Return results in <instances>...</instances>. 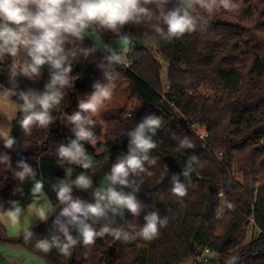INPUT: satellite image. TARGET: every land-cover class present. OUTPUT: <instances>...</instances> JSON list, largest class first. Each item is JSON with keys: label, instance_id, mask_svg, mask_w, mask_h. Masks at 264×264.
I'll return each mask as SVG.
<instances>
[{"label": "trees", "instance_id": "1", "mask_svg": "<svg viewBox=\"0 0 264 264\" xmlns=\"http://www.w3.org/2000/svg\"><path fill=\"white\" fill-rule=\"evenodd\" d=\"M229 3L231 7L225 9L216 0L211 11L194 5L195 30L179 38L165 40L150 24L129 23L119 34L84 29L83 40L68 45L76 54L66 65L69 83L61 89L62 99L50 109L51 122L46 127L33 124L26 131L19 123L24 114L18 111L10 126L15 143L7 148L4 141L0 142V150L9 156V171L18 173L17 163L23 159L35 170L36 180L42 182L37 188L30 178L16 182L7 176L0 188V213H8L11 201L24 209L41 195L48 197L54 211L17 239L0 242L16 245L46 264H183L189 260L204 264L199 256L205 249L217 256L218 264H264V0ZM179 6V0L163 5L165 11ZM150 7L155 10V5ZM89 33L111 51L94 44ZM118 39L128 41L126 51L115 46ZM0 55L4 59L0 61L2 97L22 103L16 96L18 91L44 90L50 79L47 65L39 76L29 79L19 75L22 67L15 61L17 56L3 50ZM109 56L111 66L105 59ZM161 60L168 65L164 82ZM108 74L110 82L127 83L129 99L140 107L131 126L124 120L125 109L117 110V115L107 121L102 140L101 123L90 118L94 137L81 142L92 157L91 167L85 170L59 157V146L76 139V134L62 133L60 124L69 110V99L94 92L97 82L109 81ZM149 116L162 118L153 136L156 147L149 151L144 171L129 177L135 181L133 187L123 189L135 196L140 206L138 215L126 208L109 209L94 227L99 232L107 224L133 237L147 224L146 217L156 214L160 220H167L158 235L151 240L141 237L144 246H137L135 238L125 240L105 233L85 245L72 229L77 243L66 253L56 247L48 252L37 248L40 239L50 240L54 235L63 239L55 221L66 222L60 216L66 205L57 199V181L66 178L74 182L85 173L92 186H73L72 196L94 204L95 188L105 181L117 158L129 153V133ZM176 183L184 185L185 196L174 194ZM250 233L252 238L246 242ZM113 244L133 250L127 254Z\"/></svg>", "mask_w": 264, "mask_h": 264}, {"label": "clouds", "instance_id": "2", "mask_svg": "<svg viewBox=\"0 0 264 264\" xmlns=\"http://www.w3.org/2000/svg\"><path fill=\"white\" fill-rule=\"evenodd\" d=\"M169 2L170 0H0V50L7 55L18 56L23 48L24 54L30 59L24 60L19 75L29 79L39 76L44 65L49 69L50 79L42 92L29 88L16 93L18 100L22 101L16 107L24 114L19 121L21 127L27 131L33 124L46 127L51 122L50 109L62 99L61 89L69 83L70 69L66 65L69 57L76 54L68 45L83 40L84 29H106L119 34L126 24L143 23L150 24L157 36L171 40L195 30L196 22L192 13L194 5L211 11L216 0H179V7L165 11L163 5ZM219 3L225 9L231 7L229 0H219ZM150 5H155V10ZM154 20L156 23H151ZM124 38L128 39L127 36ZM105 59L111 66L112 57ZM108 79L107 85L97 82L94 85L95 91L87 100L79 101V110L68 117L76 126V139L66 146L61 144L58 148L61 159L85 170L91 167L92 157L81 142L91 141L94 137L90 128L93 121L88 114L96 113L104 100L111 97V74H108ZM161 123V117L149 116L135 131L129 133V153L123 158L118 157L110 172L105 174L106 185L95 188L94 204H86L72 196L73 186L81 189L92 186L91 178L85 173L79 174L74 182H69L66 178L58 180L54 189L58 201L66 205L60 213V216L66 218V222L62 223L57 219L55 223L59 226L63 239L58 235L50 240L40 239L36 247L44 252L56 247L61 253H66L71 245L77 243L71 234L72 229H75L85 245L93 243L97 235L105 233L113 234L117 238L123 236L125 240L134 239L135 237H129L122 229H113L107 224L97 232L94 224L109 209L115 211L116 208H126L133 215H138L140 206L135 196L125 194L123 189L133 187L135 181L130 180V176L144 171L145 161H149L148 153L156 147L153 136ZM10 132V127H0V138L7 148L15 143ZM17 167L20 169L17 175L21 180L30 178L35 187H42V182L36 180V172L29 163L21 159ZM117 185L120 190H117ZM173 192L180 197L186 195V189L180 183L175 184ZM11 204L8 215L16 224L23 213L17 201H11ZM45 218L46 216L43 219ZM146 220L147 224L137 234L145 240L157 236L159 228L167 223L166 219L160 220L156 214L146 217ZM30 235L31 232L25 236L26 241Z\"/></svg>", "mask_w": 264, "mask_h": 264}, {"label": "rangeland", "instance_id": "3", "mask_svg": "<svg viewBox=\"0 0 264 264\" xmlns=\"http://www.w3.org/2000/svg\"><path fill=\"white\" fill-rule=\"evenodd\" d=\"M89 39L94 42L97 46L103 48L106 51H111L108 47L103 45L98 37L92 33H89ZM115 46L120 50V51H126L129 47V43L127 40L124 39H118L115 42ZM18 59H15L16 63L18 66L23 67V62L26 58V55L24 54L23 48H21V51L19 55L16 57ZM2 59V56L0 55V61ZM162 64V70H161V78L162 81L164 82L166 80V74H167V63L163 60H161ZM109 81L103 80L100 84L101 85H107ZM111 84V90H112V95L109 99L104 100L103 104L100 106L99 110L96 113H89L90 118H94L95 120L99 121L102 125V136L101 140L103 137V132L107 129V121L110 120L111 118L115 117L117 115L116 111L119 109H125L126 115L124 120L127 123V126H131L134 122L132 120L134 114L140 107V104L134 100L129 99V89L127 86V83H115V82H110ZM165 88L167 86L165 85ZM93 92H88L83 95L74 97L69 99L68 101V106L69 110L64 113L65 119L62 120L60 124V129L61 132L64 134H75V125L68 119L69 116H71L74 112L78 111V104L80 100H87V98L92 94ZM208 94V92H207ZM1 99L3 98L0 96ZM17 102H12L8 101V105L5 109L4 112H0V118L2 120L6 119V122L8 124V118L9 117H16L15 115L18 113L17 109ZM13 111H15L13 113ZM13 118V119H14ZM10 118L8 127L11 126V122L13 120ZM203 132V129H200V133ZM203 134V133H202ZM3 140L0 138V141ZM263 144H264V139H263ZM95 146V144H94ZM100 153L101 151L98 150ZM8 163H9V156L6 151L0 150V188H3V181L4 179L7 178V176H10L13 180L16 182L19 181L20 177L17 175V172H11L8 170ZM234 177L241 181L242 178L238 173H234ZM105 186V181H100L99 186L103 188ZM47 206H49V199L46 195H42L35 203L32 205L26 207L25 209H22L23 215L20 218L19 223L14 224L11 219L9 218V215L6 214H1L0 213V235L6 237L7 239H17L19 237L20 233L25 232L26 230L40 224L41 222L45 221L51 214L49 213L50 210L47 209ZM51 208L52 205L50 204ZM46 216L45 219H43ZM10 227V228H9ZM3 228H6L7 230L4 231ZM14 230V231H13ZM20 230V231H19ZM18 231V235L14 236L15 233ZM11 233V234H10ZM136 233L133 237L137 239L138 244L137 246L143 245L144 243H141L140 238L141 236L137 235ZM253 234L250 233V235L247 237L246 242L251 240V236ZM130 240V239H129ZM0 264H9L7 261V258H11L12 256L16 255L17 253L22 254V256L27 258L28 254L21 253L19 249L17 248L16 245L13 244H6L3 242H0ZM113 246L116 248V250H122L124 253L130 254L133 250L131 247H119L116 244H113ZM144 246V245H143ZM23 251V249L21 248ZM18 251V252H17ZM34 259L38 260V258L34 257ZM199 259L204 262V264H218L217 256L215 254L211 253H205L201 254L199 256ZM9 261H12L10 259ZM26 261H31V259H26ZM8 262V263H7ZM41 261H36L31 264H40ZM30 264V263H27ZM183 264H193L192 260L185 261Z\"/></svg>", "mask_w": 264, "mask_h": 264}, {"label": "crops", "instance_id": "4", "mask_svg": "<svg viewBox=\"0 0 264 264\" xmlns=\"http://www.w3.org/2000/svg\"><path fill=\"white\" fill-rule=\"evenodd\" d=\"M16 59H18V58H16ZM2 61L4 60V59H1ZM18 60H21V59H18ZM19 64V63H18ZM1 96V95H0ZM8 101L9 100H7V99H5L4 97L1 99V97H0V112H4L5 111V109H6V107H7V105H8ZM13 102V101H12ZM15 111H13V113H14ZM16 116V115H15ZM10 118H14V117H9L8 118V124H9V120H10ZM8 124H7V122H6V119H4V120H2L1 118H0V127H5V128H7L8 127ZM3 140H1L0 142H2ZM42 196V195H41ZM40 196V197H41ZM35 203V202H34ZM33 204V203H32ZM31 204V205H32ZM30 206V205H29ZM28 207V206H27ZM26 208V207H25ZM24 208V209H25ZM47 209L48 210H50L49 211V213L51 214L53 211H54V209L53 208H51V206H50V202H49V206H47ZM6 214H8V213H6ZM6 214H4V215H6ZM12 221V220H11ZM10 228V227H9ZM4 229V231H6L7 229L6 228H3ZM14 231V230H13ZM20 231V230H19ZM11 234V233H10ZM21 234V233H20ZM19 234V235H20ZM18 235V231L15 233V235L14 236H17ZM0 239H7L6 237H4V236H2V235H0ZM0 244H2V243H0ZM7 244V243H6ZM18 248V247H17ZM19 249V251L21 252V253H25V254H28V256H27V258L26 259H31V261H26V259H25V257L24 256H22V254H19V253H17L16 255H14V256H12L11 258H7V261L9 262V264H27V263H33V262H36V261H41V263L40 264H46L45 262H43L40 258H38V257H36L35 255H33L32 253H28V252H26V251H22L20 248H18ZM18 252V251H17ZM33 256L34 257H36V258H38V260H36V259H34L33 258ZM10 259H12V261H9ZM7 262V263H8Z\"/></svg>", "mask_w": 264, "mask_h": 264}, {"label": "built area", "instance_id": "5", "mask_svg": "<svg viewBox=\"0 0 264 264\" xmlns=\"http://www.w3.org/2000/svg\"><path fill=\"white\" fill-rule=\"evenodd\" d=\"M203 136H206V135H202L201 137H203ZM205 253H209L208 249L204 250L203 254H205Z\"/></svg>", "mask_w": 264, "mask_h": 264}, {"label": "water", "instance_id": "6", "mask_svg": "<svg viewBox=\"0 0 264 264\" xmlns=\"http://www.w3.org/2000/svg\"><path fill=\"white\" fill-rule=\"evenodd\" d=\"M214 96H215V94L213 93V94H212V97L214 98ZM252 186H253V185H252Z\"/></svg>", "mask_w": 264, "mask_h": 264}]
</instances>
